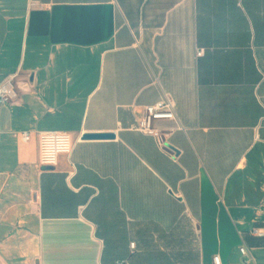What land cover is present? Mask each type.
<instances>
[{"label": "crops", "instance_id": "obj_1", "mask_svg": "<svg viewBox=\"0 0 264 264\" xmlns=\"http://www.w3.org/2000/svg\"><path fill=\"white\" fill-rule=\"evenodd\" d=\"M9 77L0 264H264V0H0ZM166 94L160 145L131 127Z\"/></svg>", "mask_w": 264, "mask_h": 264}, {"label": "built area", "instance_id": "obj_2", "mask_svg": "<svg viewBox=\"0 0 264 264\" xmlns=\"http://www.w3.org/2000/svg\"><path fill=\"white\" fill-rule=\"evenodd\" d=\"M203 52L200 51L198 56H202ZM18 98V93L14 84V77L7 78L0 84V106L12 104ZM163 121H172L176 123L177 128H182L180 120L176 111V103L174 99L166 94L165 98L158 103L146 107L144 114L138 120L131 130L139 131L148 136L157 139L160 145H164L165 136L164 132L159 127V123ZM22 138L25 142L31 140L30 133H23ZM40 145V163L45 167H56L59 164L62 156L70 157L73 152L72 137L68 133L62 132H45L39 135ZM132 250L136 248V244H131ZM242 255L248 259L249 253L246 248H241ZM119 264H127L120 262ZM213 264H224L220 256H216Z\"/></svg>", "mask_w": 264, "mask_h": 264}, {"label": "water", "instance_id": "obj_3", "mask_svg": "<svg viewBox=\"0 0 264 264\" xmlns=\"http://www.w3.org/2000/svg\"><path fill=\"white\" fill-rule=\"evenodd\" d=\"M85 140H105L114 139V134H87L83 137Z\"/></svg>", "mask_w": 264, "mask_h": 264}]
</instances>
